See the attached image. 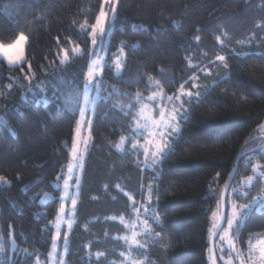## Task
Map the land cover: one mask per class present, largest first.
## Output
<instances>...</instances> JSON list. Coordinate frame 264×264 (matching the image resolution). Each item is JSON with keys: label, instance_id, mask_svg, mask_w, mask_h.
I'll return each instance as SVG.
<instances>
[{"label": "trees", "instance_id": "16d2710c", "mask_svg": "<svg viewBox=\"0 0 264 264\" xmlns=\"http://www.w3.org/2000/svg\"><path fill=\"white\" fill-rule=\"evenodd\" d=\"M103 5L0 0V44L27 38L21 65L0 60V264L49 261L86 76L98 53L104 67L89 95L98 100L74 225L57 263L119 264L131 252L146 264H211L223 186L238 154L259 146L238 165L226 221L230 200L249 205L264 193L253 172L264 165V0H117L97 40ZM180 90L196 97L167 153L144 169L142 151L128 143L118 148L132 134L139 98ZM147 192L154 219L146 217L142 247L130 249L116 239L125 227L111 219H134L132 201L142 202ZM253 234H264V209L246 214L237 234L242 252ZM219 239L216 260L224 264Z\"/></svg>", "mask_w": 264, "mask_h": 264}, {"label": "rangeland", "instance_id": "374dc122", "mask_svg": "<svg viewBox=\"0 0 264 264\" xmlns=\"http://www.w3.org/2000/svg\"><path fill=\"white\" fill-rule=\"evenodd\" d=\"M114 2L116 5L117 0H104V5L99 17L102 24L97 23L93 34V37L97 40L105 34L106 25L110 20L109 13L114 6ZM20 36H24V40L17 45ZM26 44L27 38L25 34L19 35V37L10 45L0 44V60H4L10 66L21 65L25 61ZM103 59L104 54L98 53L96 57L90 61L86 76V91H84L83 95L84 99L80 112L78 130L74 140L71 159L67 166L66 175L62 184L57 217L54 223L53 251L47 264H59L57 263L59 262L57 261V254H59L58 250L60 242L62 238L66 241L67 236L74 225V213L77 203L76 188L79 183L86 149L89 145V128L93 119L94 105L98 100L96 95L92 99H90L89 95L93 84L102 73L104 67ZM114 64L117 66V71L119 72L121 62H119L118 57L115 59ZM197 88L198 83L195 80L194 89ZM195 97V93L186 90H180L175 96L167 97L163 92L158 91L146 98L140 97L139 108L134 119L132 134L120 141L118 146L119 150L123 151L125 145L128 143L132 150L143 152V168L149 170L154 169L162 156L169 150L171 140L179 133L180 121L184 119L185 112H187V102L189 99ZM173 117L176 118L173 119ZM160 148H163L164 150L160 152ZM262 152L264 153V148L262 149ZM253 172L264 181V165L259 163L255 164ZM245 185L246 181L243 180L240 183V187ZM151 203V192H147L142 202L135 203L132 201L134 219L131 221L123 218L111 219L125 227L127 234L125 236L117 237L116 239H120V241L127 244L130 249H138L142 247L139 242V237H141V232L143 231L145 224L148 222L146 217L154 219L152 213L153 210L150 209ZM244 206L245 205L230 200L229 215L217 244L220 252L224 253L223 251H226L225 255L222 257L224 264H264V234L250 235L247 242V249L244 252L240 250L237 244V234L245 221L246 214L251 209H256L257 211L264 209V193L247 205V207ZM233 214H235L234 223L230 227L228 225V219ZM216 223L218 224L217 217H214L211 231L215 225L217 226ZM64 244L61 247L63 253L65 251ZM100 257L101 255H96V258ZM119 264L146 263L145 261L136 259V257L130 252L121 255V262H119Z\"/></svg>", "mask_w": 264, "mask_h": 264}, {"label": "water", "instance_id": "95a60500", "mask_svg": "<svg viewBox=\"0 0 264 264\" xmlns=\"http://www.w3.org/2000/svg\"><path fill=\"white\" fill-rule=\"evenodd\" d=\"M262 138L264 139V137H262ZM261 148L262 147L259 146L255 149L248 151V152L239 153L238 156L236 157L235 162H234V167H233L227 181L225 182V184L223 186V189H222L221 195H220L219 221H218L216 228L213 230V232L209 238V257H210V263L211 264H217L216 254H215V243H216L217 239L219 238V236H220L221 232L223 231L225 224H226V197L229 193L232 182L235 178V175H236V172L238 169V165H239V163L243 157L249 156Z\"/></svg>", "mask_w": 264, "mask_h": 264}, {"label": "snow or ice", "instance_id": "6c2138e0", "mask_svg": "<svg viewBox=\"0 0 264 264\" xmlns=\"http://www.w3.org/2000/svg\"><path fill=\"white\" fill-rule=\"evenodd\" d=\"M98 24H102L101 20L98 19L97 21ZM24 40V36H20L19 40L17 41V45H19L22 41ZM220 59H223V57H220ZM176 117H173V119H175ZM164 149L160 148L159 151L162 152ZM244 207H247V205H245ZM234 218H235V214H233L232 216L229 217L228 219V225L231 227L234 223Z\"/></svg>", "mask_w": 264, "mask_h": 264}]
</instances>
